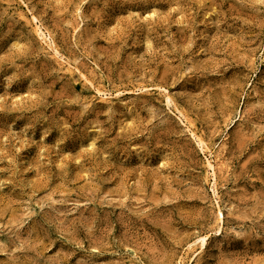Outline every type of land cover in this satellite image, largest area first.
I'll use <instances>...</instances> for the list:
<instances>
[{
    "label": "rangeland",
    "instance_id": "374dc122",
    "mask_svg": "<svg viewBox=\"0 0 264 264\" xmlns=\"http://www.w3.org/2000/svg\"><path fill=\"white\" fill-rule=\"evenodd\" d=\"M0 264H264V0H0Z\"/></svg>",
    "mask_w": 264,
    "mask_h": 264
}]
</instances>
